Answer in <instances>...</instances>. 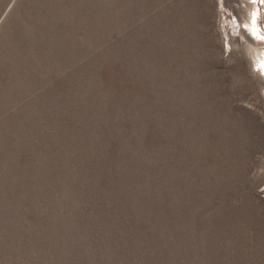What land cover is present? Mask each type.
Masks as SVG:
<instances>
[{"label":"rangeland","instance_id":"1","mask_svg":"<svg viewBox=\"0 0 264 264\" xmlns=\"http://www.w3.org/2000/svg\"><path fill=\"white\" fill-rule=\"evenodd\" d=\"M249 2L0 0V264H264Z\"/></svg>","mask_w":264,"mask_h":264},{"label":"bare ground","instance_id":"2","mask_svg":"<svg viewBox=\"0 0 264 264\" xmlns=\"http://www.w3.org/2000/svg\"><path fill=\"white\" fill-rule=\"evenodd\" d=\"M250 1V0H249ZM249 1H247L246 0V2L248 3ZM250 3V2H249ZM256 17V13H254V17L253 18H255ZM248 24L250 25V27H251V24H250V22L248 21ZM248 28H249V26H248ZM261 62H264V60H261ZM256 64V63H255ZM262 67H264V64L262 65V66H259V68L257 69V70H253V71H257V72H261V71H264V69L262 70Z\"/></svg>","mask_w":264,"mask_h":264}]
</instances>
